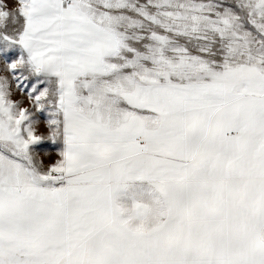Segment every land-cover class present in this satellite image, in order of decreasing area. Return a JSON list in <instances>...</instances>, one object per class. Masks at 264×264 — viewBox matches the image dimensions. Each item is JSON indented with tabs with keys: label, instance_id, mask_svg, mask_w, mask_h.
<instances>
[{
	"label": "snow or ice",
	"instance_id": "obj_1",
	"mask_svg": "<svg viewBox=\"0 0 264 264\" xmlns=\"http://www.w3.org/2000/svg\"><path fill=\"white\" fill-rule=\"evenodd\" d=\"M0 264H264V0H0Z\"/></svg>",
	"mask_w": 264,
	"mask_h": 264
},
{
	"label": "clouds",
	"instance_id": "obj_2",
	"mask_svg": "<svg viewBox=\"0 0 264 264\" xmlns=\"http://www.w3.org/2000/svg\"><path fill=\"white\" fill-rule=\"evenodd\" d=\"M118 205L121 211L126 214V219L131 225L140 224L147 226L156 219L155 204L146 198L138 197L130 202L118 201ZM138 210L142 212V215H137Z\"/></svg>",
	"mask_w": 264,
	"mask_h": 264
},
{
	"label": "crops",
	"instance_id": "obj_3",
	"mask_svg": "<svg viewBox=\"0 0 264 264\" xmlns=\"http://www.w3.org/2000/svg\"><path fill=\"white\" fill-rule=\"evenodd\" d=\"M159 195L158 191L155 190L154 185H152L148 180H133L131 181V187L127 189L124 193L117 196L118 201L130 202L133 195Z\"/></svg>",
	"mask_w": 264,
	"mask_h": 264
}]
</instances>
